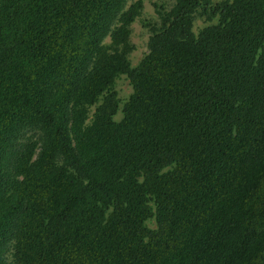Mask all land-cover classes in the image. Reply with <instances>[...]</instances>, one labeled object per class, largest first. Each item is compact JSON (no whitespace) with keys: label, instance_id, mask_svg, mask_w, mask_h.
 Listing matches in <instances>:
<instances>
[{"label":"trees","instance_id":"obj_1","mask_svg":"<svg viewBox=\"0 0 264 264\" xmlns=\"http://www.w3.org/2000/svg\"><path fill=\"white\" fill-rule=\"evenodd\" d=\"M128 1L0 0V264H264V0H173L134 67Z\"/></svg>","mask_w":264,"mask_h":264},{"label":"rangeland","instance_id":"obj_2","mask_svg":"<svg viewBox=\"0 0 264 264\" xmlns=\"http://www.w3.org/2000/svg\"><path fill=\"white\" fill-rule=\"evenodd\" d=\"M136 0H130L126 3L125 9ZM223 0H210L211 6L221 2ZM173 5V0H145L142 4V9L138 17L130 25V35L129 42L132 45L133 49L128 54V60L132 67L136 66L140 60L148 53V39L151 34V27L158 26L160 23L158 12L167 11ZM217 19L208 20L205 16L199 14L196 15L193 22V32L197 34L204 26L216 23ZM109 37L104 39V44H109ZM119 99V109L116 115L113 117L115 122H118L123 114L121 113V107L125 101L128 100L130 95L133 92L132 86L125 75H120L116 77L113 88ZM95 106L89 108L88 113V123L92 118ZM28 137L36 138L34 132H26L24 139ZM147 225L150 228H154V221L148 220ZM7 262H11V252L7 254Z\"/></svg>","mask_w":264,"mask_h":264}]
</instances>
